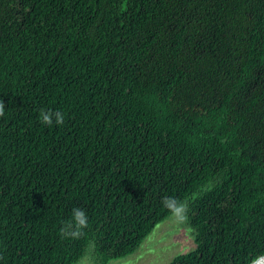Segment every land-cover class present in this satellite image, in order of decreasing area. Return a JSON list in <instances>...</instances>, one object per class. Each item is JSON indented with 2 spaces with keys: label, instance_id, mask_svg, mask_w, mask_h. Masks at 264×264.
<instances>
[{
  "label": "trees",
  "instance_id": "16d2710c",
  "mask_svg": "<svg viewBox=\"0 0 264 264\" xmlns=\"http://www.w3.org/2000/svg\"><path fill=\"white\" fill-rule=\"evenodd\" d=\"M0 100V264H110L164 197L195 241L168 264L264 255V0H0Z\"/></svg>",
  "mask_w": 264,
  "mask_h": 264
},
{
  "label": "rangeland",
  "instance_id": "374dc122",
  "mask_svg": "<svg viewBox=\"0 0 264 264\" xmlns=\"http://www.w3.org/2000/svg\"><path fill=\"white\" fill-rule=\"evenodd\" d=\"M194 247L193 228L188 222H179L171 214L155 226L134 253L113 259L110 264H168L175 255ZM93 256L89 249L76 264H95Z\"/></svg>",
  "mask_w": 264,
  "mask_h": 264
},
{
  "label": "clouds",
  "instance_id": "9594fccd",
  "mask_svg": "<svg viewBox=\"0 0 264 264\" xmlns=\"http://www.w3.org/2000/svg\"><path fill=\"white\" fill-rule=\"evenodd\" d=\"M5 115V104L0 100V117ZM40 120L45 126L51 127L54 123L62 125L64 123V115L60 111L40 110ZM174 218L181 223L188 220L189 205L187 202L178 201L172 197H164L161 201ZM88 227V216L84 209L76 207L72 210V219L60 228L62 238L79 239L84 235V229ZM250 264H264V255L252 258Z\"/></svg>",
  "mask_w": 264,
  "mask_h": 264
}]
</instances>
